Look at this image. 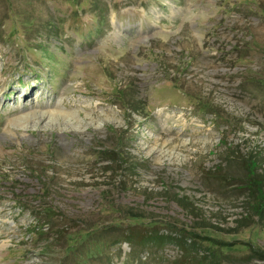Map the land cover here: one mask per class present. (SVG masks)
I'll return each instance as SVG.
<instances>
[{"label": "rangeland", "instance_id": "rangeland-1", "mask_svg": "<svg viewBox=\"0 0 264 264\" xmlns=\"http://www.w3.org/2000/svg\"><path fill=\"white\" fill-rule=\"evenodd\" d=\"M250 161L264 0H0V264H264Z\"/></svg>", "mask_w": 264, "mask_h": 264}, {"label": "trees", "instance_id": "trees-1", "mask_svg": "<svg viewBox=\"0 0 264 264\" xmlns=\"http://www.w3.org/2000/svg\"><path fill=\"white\" fill-rule=\"evenodd\" d=\"M242 167L244 170L248 171V176L251 178V184L254 187V188L250 187V190H248L249 196L252 197L253 200L254 199L257 200V203L251 209L254 215H257L260 217L262 213H264V174L263 172L260 175L255 174L254 170H251L252 167H254L253 162L251 161L248 163L242 164ZM217 179L219 180L220 178L218 177ZM237 189L243 190L245 189V187H242L241 185ZM126 235L127 237L124 238V243H129V241H132L133 238L132 236L129 237V234H126ZM167 238L168 237L154 235L152 240H154L155 242L163 243L164 240H168ZM178 239H173V241L178 240ZM144 241L147 242L148 237L143 238V241L141 243H144ZM179 243L180 242H177L176 244H179ZM181 245L182 243L177 246L180 247ZM209 264H217V263L213 260V261H210Z\"/></svg>", "mask_w": 264, "mask_h": 264}, {"label": "bare ground", "instance_id": "bare-ground-1", "mask_svg": "<svg viewBox=\"0 0 264 264\" xmlns=\"http://www.w3.org/2000/svg\"><path fill=\"white\" fill-rule=\"evenodd\" d=\"M18 121V119L16 120V122Z\"/></svg>", "mask_w": 264, "mask_h": 264}]
</instances>
